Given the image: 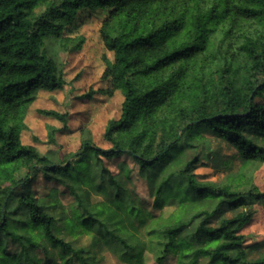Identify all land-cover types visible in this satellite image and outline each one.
Returning <instances> with one entry per match:
<instances>
[{"label": "trees", "instance_id": "16d2710c", "mask_svg": "<svg viewBox=\"0 0 264 264\" xmlns=\"http://www.w3.org/2000/svg\"><path fill=\"white\" fill-rule=\"evenodd\" d=\"M97 7L109 8L100 27L114 52L107 92L124 96L103 134L110 146L82 128L78 151L43 153L22 131L38 92L67 85L51 42ZM263 94L264 0H0V264H98L105 251L124 264H146L147 253L157 264H264L249 260L242 232L247 207L264 197L252 179L264 164ZM42 112L67 124V113ZM206 130L241 162L224 182L199 179V158L184 156ZM122 158L138 166L153 208ZM40 174L74 201L58 187L38 195Z\"/></svg>", "mask_w": 264, "mask_h": 264}, {"label": "rangeland", "instance_id": "374dc122", "mask_svg": "<svg viewBox=\"0 0 264 264\" xmlns=\"http://www.w3.org/2000/svg\"><path fill=\"white\" fill-rule=\"evenodd\" d=\"M108 12L109 8L83 9L73 22L67 24L62 37L52 40V51L65 69L67 85L63 89H41L38 92L26 114L27 127L22 131L24 143L36 146L43 153L59 150L64 155L80 149L82 128H88L96 144L110 146L103 134L108 120L121 115L124 96L120 90L107 92L109 82L104 77L108 63L114 60V52L105 47L100 35L102 21ZM258 100L263 101L264 94ZM44 109L67 113V124L43 113ZM54 126L60 129L56 132V143L51 141L49 134ZM203 134L207 138L206 142L200 148L186 150L184 156L188 160L199 158L194 168L199 179L224 182L240 167L237 151L230 143L211 132L206 130ZM122 159L135 167L131 185L146 200V205L153 208V197L149 195L147 182L139 177L138 166L131 158ZM119 160H108V164L116 170ZM252 179L259 191L264 193V164L252 171ZM33 187L38 195H45L53 187H58L60 197L66 205L74 201L73 195L65 186L47 180L43 174L39 175ZM247 208H252L253 217L245 224L242 232L247 235L249 260L254 261L264 256V197L255 199ZM167 209H172V206ZM243 209L245 208L227 210L225 215L233 216ZM156 211L159 212L158 209ZM84 241L87 242L88 238ZM16 249L17 245L12 243L9 251L14 252ZM175 263L176 257L170 256L165 264ZM98 264L124 263L113 252L105 251ZM146 264H157L150 253L146 254Z\"/></svg>", "mask_w": 264, "mask_h": 264}]
</instances>
